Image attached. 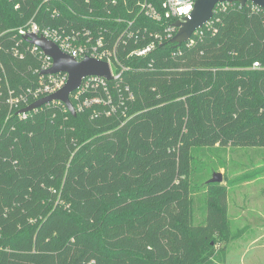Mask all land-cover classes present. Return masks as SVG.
I'll use <instances>...</instances> for the list:
<instances>
[{
  "label": "trees",
  "instance_id": "obj_1",
  "mask_svg": "<svg viewBox=\"0 0 264 264\" xmlns=\"http://www.w3.org/2000/svg\"><path fill=\"white\" fill-rule=\"evenodd\" d=\"M145 2L163 12L158 0H0L10 86L18 92L36 78L37 61L11 52L27 42L16 35L30 21L102 30L111 42L133 23L138 39L124 40L144 45L168 25L146 16ZM239 5L180 57L170 42L147 58L126 59L130 49L120 47L136 97L123 126L53 105L20 120L3 83L0 264L225 263L233 239L225 187L200 182L196 163L213 149L264 150V16Z\"/></svg>",
  "mask_w": 264,
  "mask_h": 264
},
{
  "label": "built area",
  "instance_id": "obj_2",
  "mask_svg": "<svg viewBox=\"0 0 264 264\" xmlns=\"http://www.w3.org/2000/svg\"><path fill=\"white\" fill-rule=\"evenodd\" d=\"M161 2L163 12H160L155 5L145 2L142 5V12L157 23L163 20L168 23L163 33L153 32L150 34L151 42H127L125 39H138L139 30H131L133 23L125 29L120 37L111 42L106 34L100 30L99 32L91 29H72L58 30L52 28H42L33 20L30 21L24 28H20L16 36L25 39L29 35H37L44 37L54 43L60 51L73 58L80 63L86 59H92L100 62H106L110 65L113 80L109 81L103 77L90 76L83 79L80 86L75 92L70 95V100L78 113H89L92 119L99 117L117 118L121 125L127 124L131 121L135 114H131V108L136 97L131 88L124 82V74L130 70L126 66L119 53L120 47H123V52L130 49L126 55V59L130 58H147L153 55L158 45L163 42H170L177 35L179 28L175 26L177 22H186L191 20L192 12L198 0H158ZM115 3V2H114ZM237 3H219L215 6L213 17L206 22L201 28L193 32L190 39L177 47V51L172 53V58L180 57L184 54L182 46L191 48L198 42H202L206 35L217 34L219 25L222 23L223 15L229 10H233ZM240 8L241 5H239ZM250 7V12L262 13L264 16V9L250 3L246 5ZM107 32V30L105 31ZM11 52L18 60H25L27 55L34 58L38 66L32 70L36 77L34 81H30L29 85L22 88L18 92L12 88L8 82L7 74L0 65V97L4 95L1 89L3 83L6 85L7 98L6 103L10 110L18 109L17 115L20 120H27L31 113L37 112L38 108L32 112L21 113L20 111L29 107L33 103L57 94L65 88L69 81V74L66 72L47 74L53 68V59L47 56L39 47L33 46L30 42H15ZM150 68H153V60L149 63ZM260 64L256 62L254 68H259ZM53 105L62 113H69L67 107L59 101H54L44 106Z\"/></svg>",
  "mask_w": 264,
  "mask_h": 264
},
{
  "label": "rangeland",
  "instance_id": "obj_3",
  "mask_svg": "<svg viewBox=\"0 0 264 264\" xmlns=\"http://www.w3.org/2000/svg\"><path fill=\"white\" fill-rule=\"evenodd\" d=\"M196 164L200 182L223 176L233 237L224 264H264V150L213 149Z\"/></svg>",
  "mask_w": 264,
  "mask_h": 264
},
{
  "label": "water",
  "instance_id": "obj_4",
  "mask_svg": "<svg viewBox=\"0 0 264 264\" xmlns=\"http://www.w3.org/2000/svg\"><path fill=\"white\" fill-rule=\"evenodd\" d=\"M224 2L239 3L241 7H245L248 3H252L264 9V0H198L192 12L191 20L177 22L175 24V26L179 28V31L174 39L171 40V43L180 47L183 43L188 41L194 31L201 28L213 17L215 6ZM25 40L30 42L31 45L39 47L47 56L53 59V68L46 72L47 74L66 72L69 74V81L63 90L33 103L29 107L21 110V113L32 112L45 104L59 101L67 107L72 116L76 117L77 112L70 100V95L77 90L83 79L90 76H98L109 81L113 80L110 65L106 62L86 59L78 63L70 56L63 54L54 43L44 37L29 35L25 37ZM222 181V174L217 173L214 174L213 179L210 180L209 183H221Z\"/></svg>",
  "mask_w": 264,
  "mask_h": 264
}]
</instances>
